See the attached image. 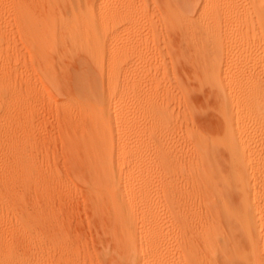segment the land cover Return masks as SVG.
Instances as JSON below:
<instances>
[{
	"label": "bare ground",
	"instance_id": "obj_1",
	"mask_svg": "<svg viewBox=\"0 0 264 264\" xmlns=\"http://www.w3.org/2000/svg\"><path fill=\"white\" fill-rule=\"evenodd\" d=\"M177 64L215 104L213 133H189ZM8 94L14 115L1 109ZM23 108L27 148L13 165L2 127L21 126ZM45 108L110 232L99 255L51 202L12 218L21 172L56 204L79 192L47 175L58 165L39 144ZM9 232L44 246L43 264H264V0H0V264H28Z\"/></svg>",
	"mask_w": 264,
	"mask_h": 264
},
{
	"label": "rangeland",
	"instance_id": "obj_2",
	"mask_svg": "<svg viewBox=\"0 0 264 264\" xmlns=\"http://www.w3.org/2000/svg\"><path fill=\"white\" fill-rule=\"evenodd\" d=\"M193 19L196 20L197 16H193ZM174 41H175V37H174ZM174 41H173V39H172V41L170 40V44H172L171 46H175ZM171 42H173V43H171ZM175 43L177 44L176 41H175ZM166 57H167V59L170 58L169 56H166ZM168 61L170 62V60H168ZM181 65L183 67L182 68L183 70L180 67ZM189 65L177 64L176 68H175L176 74L174 75V77H176V78L179 77V79H181V80H178V78L176 79V80H178L177 81V83L179 84L178 86H180L181 88L187 87V89L189 90V95H190L189 96V107L186 109H188V115L190 114V117L192 116L191 120L192 121L194 120L193 122H195V123H193V125L191 124V126L195 127V124L197 123L196 127H195L196 129L193 128L194 132L191 129V131H189V133L196 134L199 130H200V132H204V133H213L211 131L212 128L214 127V129H215L217 124H218V118L216 117L217 120L214 118L215 115L217 116V112L215 111V109H212L215 107V104L213 103L214 106H212V108H211L210 103H212L213 101H210L211 98H208L209 97L208 95H207L208 97H206L204 95V94H207L206 88H205L206 89L205 93H204L205 89H203V91L200 90L202 88H199V90H198L199 92H197V89H198L197 87H199L197 81L195 83L194 82L195 80L194 81L189 80L190 78L194 79L193 78V72L194 71L192 69V66H191V68H189L190 67ZM184 69H185L186 73L184 72ZM190 69L192 72L188 71ZM177 70H179L178 73H177ZM180 73H181V75H180ZM183 73H185V75H183ZM182 75L186 76L187 79H186V77L184 78ZM187 80H189V81H187ZM192 86L195 87V88L193 87V89L196 90L195 91L196 96L194 95V92L192 91L193 90ZM197 93L199 96L197 95ZM203 95L206 97V100L209 99L208 102L205 101L209 106H206V104L204 102L205 97ZM190 97H192V98H190ZM4 98L5 99L1 103V109L4 110V112L12 114L13 112H12V110H10V108L12 109L10 95L8 94ZM198 98L201 99V101H200L201 106L196 105V103H197L196 101ZM191 102L194 103V106H193V104L192 105L190 104ZM200 107H203V108L201 109ZM209 107H210V109H209ZM186 109H184L185 111L182 109V112L185 113L184 115H186V111H187ZM195 109H197V110H195ZM45 110H46V108H45ZM209 110L212 111L213 114H215L212 118L210 116H212L213 114L210 115ZM21 111H22V113H21L22 117L21 118L23 119L21 126L11 125V126L5 127V128L2 127V129H4V131H3V136L1 137V140H2V143L4 144V146L6 147L5 149L7 150V153L9 155V162L12 163L13 165H14V163H16L15 156L18 157L20 155H24L26 153V148H27L28 133H27V126H26V117L23 118L25 116L24 113H25L26 109L23 108V109H21ZM42 112H43V110H41V113ZM46 112H47V110H46ZM46 112H45V114H42V116L43 117L45 116L44 122L46 120L48 122V125L45 122L48 132L46 131L47 136L42 141H39V144H46V147L48 148L49 153L51 154L50 157L53 156L51 158V163H53V165L54 164L58 165V168L53 167L50 172H49V169H46L47 175H50V173H52V170H53V173H59L60 172V174H62V177H65L66 179H68L70 181L73 179L72 181L74 183H76V185H78L77 188H79L80 193L78 192L75 195H73L72 198L75 199L74 201H72V199L67 200L68 203L65 202V203H63L64 205L63 204L61 205L59 202H58V204H56L55 198L52 195L50 196V198L44 199L42 197L41 193H39V191H38L39 194H37V192L33 191L35 193V196H33L35 198L34 199L32 197V195H34V193L31 194V190H28L30 188H28V186H27L28 184H27V182H25L24 173L21 172V174H23V176H19L18 178L20 181L17 178L16 179L17 182L15 181L16 184L14 185L15 190L13 192V195L14 194L15 195H14V198L12 201L13 202L12 203V213L14 211L13 215H15V216H12V218L15 222L17 220H19V221L21 219L23 220V218H25L28 215V212L31 211L32 209H33L32 211L37 210L36 212H38L39 211L38 209H40L41 207H44L42 210H45L46 208L49 207L48 205L51 202V204H55V206H57L56 211L58 212V210H59V212H58L59 220L62 219L61 220L62 224L65 225V223H67L68 227H66V230L71 232V235L73 236V238H75V240L78 241V243H80V241H81V244L83 245L82 247H83V249H85V253L86 252L87 253L88 252L93 253V254L97 253L96 255H99L100 251L103 252L104 248L107 245V244L105 245V243L108 242L106 240L109 239V237H108L105 240V239H103L104 238L103 236L107 237L108 235H110V232H105V234H104V232H103L104 224L100 223L99 218H95L97 216H95L93 214L94 212H92L93 209L91 208L92 204L90 203V199L89 198L87 199V195L84 197V195H85L84 193L86 192V188L84 186L85 184L82 180L83 178L82 179L79 178L80 176L82 177V174H83V172H82L83 167L81 165L82 161L80 158L81 156H78L77 153H74V155L69 154V156H68V153L64 149L65 147H63L64 144L62 146V142H63L62 137H61L62 135L60 134L59 129L57 128V121H56L57 118L54 116L56 113L53 114V112H52V114H49V112H50L49 111V112H47L49 115H46ZM14 114L15 113H13V115ZM2 115H4V113H2ZM198 115L200 117L202 116L203 118L205 117V119H208L207 115H209V117H210L209 120H211L212 122L211 121L208 122L205 119H203V121H202L201 119H198V118H200ZM51 116H54V117H51ZM196 116H197V118H196ZM48 117H49V119H48ZM195 119H197L198 122ZM213 119L217 123L214 122ZM205 121H206V124H205ZM199 124H200V126H198ZM209 124H213L214 126L211 125L212 126L211 127ZM210 127H211V130H210ZM196 130H197V132L195 133ZM185 134L187 135L188 133L185 132ZM50 151L53 153H51ZM65 153H67V154H65ZM70 156H72V157H70ZM7 162H8V160L5 161V163H7ZM69 162H71L72 164H70ZM10 163L5 164V165H10ZM56 165H54V166H56ZM67 166H69V167H67ZM23 169H25V166L23 167ZM78 169H82V170H78ZM66 175H68L70 179L67 178L68 176H66ZM79 179L83 182L82 184H81V181H79ZM77 182H79V183H77ZM28 191H30V192H28ZM29 193H30L32 198L29 197ZM64 194H67V193L64 191ZM77 195H79V196H77ZM31 199H32V201H31ZM30 202L35 203V204H32ZM71 202H73L74 204ZM31 204L33 207L31 206ZM35 205H37V206L34 208ZM65 206H67V207H65ZM67 208H68V210H67ZM69 208H70V210H69ZM60 211L63 213H60ZM64 217H66V219ZM100 225H101V227H100ZM64 228H65V226H64ZM71 229H72V231H71ZM42 231H43V229L39 228L38 233L42 232ZM7 235H13L14 239H15V245L17 246L19 244L17 246L18 250L16 252V254L19 258H22L28 264H43L42 259H43V257H46V249L44 248V246L35 244L36 242L35 243L32 242L33 239L31 241V240H29L30 238H28V237L25 238V236H23V234L22 235H20V234L14 235V234H11L9 232ZM21 236H23V237L21 238ZM102 240H103V242H102Z\"/></svg>",
	"mask_w": 264,
	"mask_h": 264
}]
</instances>
